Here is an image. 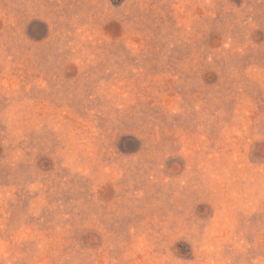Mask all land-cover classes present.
I'll return each instance as SVG.
<instances>
[{"label": "rangeland", "instance_id": "374dc122", "mask_svg": "<svg viewBox=\"0 0 264 264\" xmlns=\"http://www.w3.org/2000/svg\"><path fill=\"white\" fill-rule=\"evenodd\" d=\"M0 264H264V0H0Z\"/></svg>", "mask_w": 264, "mask_h": 264}]
</instances>
